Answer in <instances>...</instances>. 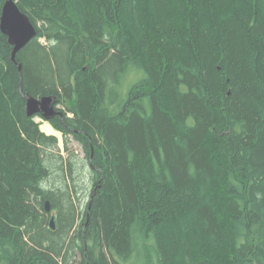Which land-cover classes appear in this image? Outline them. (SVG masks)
I'll return each mask as SVG.
<instances>
[{
  "label": "trees",
  "instance_id": "trees-1",
  "mask_svg": "<svg viewBox=\"0 0 264 264\" xmlns=\"http://www.w3.org/2000/svg\"><path fill=\"white\" fill-rule=\"evenodd\" d=\"M15 1L36 36L12 58L0 31V264H264V0ZM28 95L65 105L83 212Z\"/></svg>",
  "mask_w": 264,
  "mask_h": 264
},
{
  "label": "water",
  "instance_id": "water-1",
  "mask_svg": "<svg viewBox=\"0 0 264 264\" xmlns=\"http://www.w3.org/2000/svg\"><path fill=\"white\" fill-rule=\"evenodd\" d=\"M0 31L12 46V58L36 36V27L29 17L19 9L15 0L4 1L0 16ZM18 67L20 68V65ZM26 113L28 116L39 115L47 122L56 114L61 115V111L57 109V97L54 95L26 96ZM44 209L51 213L49 200L45 201ZM49 227L51 229L55 227L54 215H51L49 219Z\"/></svg>",
  "mask_w": 264,
  "mask_h": 264
},
{
  "label": "rangeland",
  "instance_id": "rangeland-1",
  "mask_svg": "<svg viewBox=\"0 0 264 264\" xmlns=\"http://www.w3.org/2000/svg\"><path fill=\"white\" fill-rule=\"evenodd\" d=\"M42 42H44L43 39H40ZM57 109H65V105L58 103L57 104ZM34 121L37 122L39 124V128L41 131H43L44 133L48 134V135H53L56 137L57 139V148L58 150H56V152L58 151V153L63 157V159L65 161H67L68 159L71 160L72 164H73V171H72V177L70 175H66L68 182L72 188V190H74L75 194V202H76V206L77 209L80 212H83L85 209V206L87 204V201L89 199L91 190H92V180H91V173L92 170L89 166V163L87 161V159L85 158V154L82 151V148L80 146L79 143H77L76 141H74L70 136L68 137V141L66 144L65 148V141H64V137L62 135L61 132H59L58 130H55L50 122H47L45 120L42 119L41 116L36 115L34 117ZM46 125L49 126L51 128L50 132L45 131L46 129ZM44 127V129L42 130V128ZM53 175L50 177L49 181L47 183L50 184H54L57 183L59 180V176L58 173H56L55 171L52 172ZM50 215H54L55 216V210L51 209V213H49V219H50ZM55 225V224H54ZM80 257L78 255L75 256V261H72V264H78Z\"/></svg>",
  "mask_w": 264,
  "mask_h": 264
},
{
  "label": "bare ground",
  "instance_id": "bare-ground-1",
  "mask_svg": "<svg viewBox=\"0 0 264 264\" xmlns=\"http://www.w3.org/2000/svg\"><path fill=\"white\" fill-rule=\"evenodd\" d=\"M44 127H45V126H43L42 130L44 129ZM51 128H52V127H51ZM51 128H50L49 126L46 125V128H45L46 130H45V131L50 132V131H51Z\"/></svg>",
  "mask_w": 264,
  "mask_h": 264
},
{
  "label": "flooded vegetation",
  "instance_id": "flooded-vegetation-1",
  "mask_svg": "<svg viewBox=\"0 0 264 264\" xmlns=\"http://www.w3.org/2000/svg\"><path fill=\"white\" fill-rule=\"evenodd\" d=\"M55 117V116H54Z\"/></svg>",
  "mask_w": 264,
  "mask_h": 264
}]
</instances>
